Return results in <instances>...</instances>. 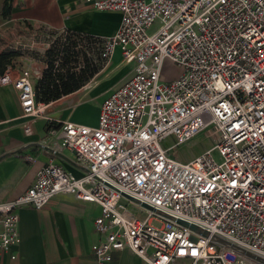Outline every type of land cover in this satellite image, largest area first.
Listing matches in <instances>:
<instances>
[{"label": "built area", "instance_id": "built-area-1", "mask_svg": "<svg viewBox=\"0 0 264 264\" xmlns=\"http://www.w3.org/2000/svg\"><path fill=\"white\" fill-rule=\"evenodd\" d=\"M85 1L120 12L121 22L76 48L89 46L106 64L119 49L133 74L103 99L96 124L48 116L29 68L12 62L0 74L24 116L49 122L52 154L72 151L82 170L51 159L29 188L0 201V252L21 242L20 208L69 193L101 207L97 264L123 249L148 264H264L245 254L264 260V0ZM168 59L181 69L171 79ZM205 131L201 152H176ZM24 132L32 134L30 124Z\"/></svg>", "mask_w": 264, "mask_h": 264}, {"label": "crops", "instance_id": "crops-1", "mask_svg": "<svg viewBox=\"0 0 264 264\" xmlns=\"http://www.w3.org/2000/svg\"><path fill=\"white\" fill-rule=\"evenodd\" d=\"M120 22V12L96 10L85 0H0V51L11 42L21 44L29 38L40 40L49 34L47 32L66 29L105 38L115 33ZM14 59L18 67L31 70L35 82L46 68L43 61L33 57V53L21 52ZM133 70L134 65L123 62L118 49L108 65L98 72L104 71L100 83H105L102 91L106 93L101 103L112 90L132 76ZM82 88L87 87L50 102L47 110L52 112L53 118L97 123L101 104L97 115L88 121L77 113L82 104H73L70 110V106L65 107L70 104L69 98ZM26 124L32 127L31 135L24 132ZM49 127V122L42 117L24 116L15 88L0 84V201L13 198L29 188L39 169L51 159L76 175L82 173L72 151L64 149L52 154L50 148L56 138L49 134ZM28 155L34 160H27ZM18 213L21 242L9 252H0V264H97L92 245L100 238L94 227V220L101 215L99 204L61 193L42 208L25 206ZM12 255L16 258L13 259ZM111 264L148 263L131 250L123 249L114 252ZM173 264L189 262L179 259Z\"/></svg>", "mask_w": 264, "mask_h": 264}, {"label": "trees", "instance_id": "trees-1", "mask_svg": "<svg viewBox=\"0 0 264 264\" xmlns=\"http://www.w3.org/2000/svg\"><path fill=\"white\" fill-rule=\"evenodd\" d=\"M4 14H7V11H4ZM65 37L62 42L64 57L60 60V67L55 66L54 61L57 59V54L54 53V49L49 48L46 51L49 65L46 66L34 85L37 102L50 103L74 93L102 68L100 63H95L92 58H88L85 48H76L78 40L89 42L91 39L101 40L102 38L71 29H66ZM20 53V51L12 48H5L0 51V74ZM78 60H81L83 65L80 70L76 71L75 67H77Z\"/></svg>", "mask_w": 264, "mask_h": 264}, {"label": "rangeland", "instance_id": "rangeland-1", "mask_svg": "<svg viewBox=\"0 0 264 264\" xmlns=\"http://www.w3.org/2000/svg\"><path fill=\"white\" fill-rule=\"evenodd\" d=\"M157 27V23H155L151 29L149 30L150 33H152ZM49 33L48 35H43V38L40 40H35L34 38L31 39H26L24 40L21 44L19 43H9L7 45V48H12L14 50L26 53V54H32L33 57L40 59L43 61V63L47 66L49 65L46 57V51L49 48L54 49V53L57 54V59L54 61L55 66L60 65L61 62L60 60L64 57V52H63V40L66 38L65 34L62 32H47ZM37 39V38H36ZM85 49L87 51L88 58L93 54V52L90 50L89 46H85ZM90 52V56L89 53ZM35 55V56H34ZM32 56V55H31ZM15 60V59H14ZM102 65V68L105 67L106 63L104 61L99 62ZM83 62L81 60H78L77 67H75V70L78 71L82 68ZM60 67V66H59ZM181 69L177 67L176 64H174L171 60H167L165 62V67H164V77L165 79H171L173 77H176L180 73ZM100 72V70L98 71ZM104 72V71H103ZM101 72L99 75H94L93 77L89 78L82 87H87V88H82L78 93H75L73 95V98H69L70 101L65 107H69V110L73 108L74 105L82 104L78 107L77 113L81 115L82 118L85 119V121L93 119L97 113H98V107L101 104V100L106 93L103 90V87L105 86V83L101 85L103 81H101L102 78H104V73ZM101 81V83H100ZM87 85V86H86ZM106 89V88H105ZM104 89V90H105ZM52 112H49L47 110V114L50 116ZM53 117V116H52ZM208 131L202 132L199 135L195 136L193 140L191 141V144H184L180 146L176 152L179 153L180 155H194L203 150V143H206L208 140ZM170 143V141H168ZM167 142V143H168ZM215 157L216 159H219V156L217 152H215ZM121 202L124 203L125 205H129L132 208V203L129 202L126 198H122ZM139 211L136 209V213ZM143 215V213H142ZM141 215V216H142Z\"/></svg>", "mask_w": 264, "mask_h": 264}, {"label": "water", "instance_id": "water-1", "mask_svg": "<svg viewBox=\"0 0 264 264\" xmlns=\"http://www.w3.org/2000/svg\"><path fill=\"white\" fill-rule=\"evenodd\" d=\"M126 197H129L130 198V196H128V195H126ZM190 227L192 229H194V230H197V227L195 225H190ZM245 254L248 255V256H250V257H252V258H254V259H256V260H259V261H261V262L264 263V260L261 257L257 256V255H254V254L249 253L247 251H245Z\"/></svg>", "mask_w": 264, "mask_h": 264}]
</instances>
